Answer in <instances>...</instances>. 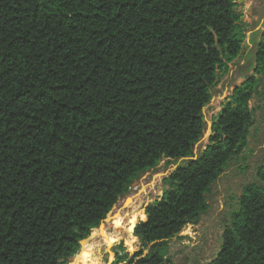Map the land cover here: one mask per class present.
<instances>
[{
  "label": "trees",
  "instance_id": "trees-1",
  "mask_svg": "<svg viewBox=\"0 0 264 264\" xmlns=\"http://www.w3.org/2000/svg\"><path fill=\"white\" fill-rule=\"evenodd\" d=\"M238 0H0V264H64L163 158H187L146 208L143 245L115 264H172L170 240L197 224L248 145L255 73L215 115L203 109L246 38ZM215 257L264 264V160ZM138 221L137 219L135 220ZM135 224V223H134Z\"/></svg>",
  "mask_w": 264,
  "mask_h": 264
},
{
  "label": "rangeland",
  "instance_id": "rangeland-1",
  "mask_svg": "<svg viewBox=\"0 0 264 264\" xmlns=\"http://www.w3.org/2000/svg\"><path fill=\"white\" fill-rule=\"evenodd\" d=\"M237 9L242 11L243 21L246 23L243 49L240 56L230 64L229 72L220 74L212 88V99L203 109L205 129L203 136L194 145L195 155L209 143L214 117L228 101L234 88L244 82L248 75L255 73V50L260 33L264 29V0H238ZM261 77L263 87H260V93L250 100L254 119L248 145L239 159L232 161L212 185L208 194V208L201 214L199 222L189 225L179 236L169 241L168 255L172 264H205L211 261L221 247L223 233L230 223L231 215L239 207L243 187L250 182L259 181L258 168L264 160V73ZM185 159L187 158H163L156 167L142 173L133 182L129 193L114 205L101 224L83 240L94 239L95 243L102 245L94 254V259L91 257V261L95 264H115L117 253L128 252L129 256H132L142 248H145L144 253H147L148 247L134 234L133 225L135 228L140 220L146 219L147 206L163 196L169 188L166 178ZM101 229L114 238L113 243L104 244V232L101 233ZM83 241L75 256L64 264L72 263L79 256L84 249ZM91 258L88 257L87 260Z\"/></svg>",
  "mask_w": 264,
  "mask_h": 264
},
{
  "label": "bare ground",
  "instance_id": "bare-ground-1",
  "mask_svg": "<svg viewBox=\"0 0 264 264\" xmlns=\"http://www.w3.org/2000/svg\"><path fill=\"white\" fill-rule=\"evenodd\" d=\"M122 217V216H121ZM111 226V225H110ZM117 226V225H116ZM104 227V226H103ZM102 227V228H103ZM102 229L100 230V232L102 233ZM104 233L102 234L103 238H104V244L105 245H110L111 243H113V239L114 238H111L108 234H106V231H103ZM95 234V233H94ZM97 241V240H96ZM83 246H84V249L81 250V252L79 253V256L76 257L72 263L70 264H95L92 260L94 254L96 252H98L101 248H102V245L100 244H97L94 242V239L93 241H91L90 239L89 240H86V241H83ZM88 257H92L90 260H87ZM94 259V258H93Z\"/></svg>",
  "mask_w": 264,
  "mask_h": 264
},
{
  "label": "crops",
  "instance_id": "crops-1",
  "mask_svg": "<svg viewBox=\"0 0 264 264\" xmlns=\"http://www.w3.org/2000/svg\"><path fill=\"white\" fill-rule=\"evenodd\" d=\"M245 1V0H244ZM245 5H247V2H245Z\"/></svg>",
  "mask_w": 264,
  "mask_h": 264
}]
</instances>
